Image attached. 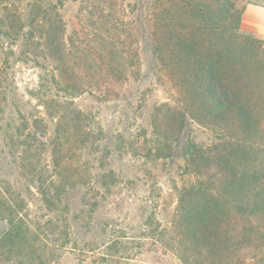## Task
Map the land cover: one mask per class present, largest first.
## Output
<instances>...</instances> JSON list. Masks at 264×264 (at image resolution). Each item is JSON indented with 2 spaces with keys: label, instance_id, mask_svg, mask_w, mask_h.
Wrapping results in <instances>:
<instances>
[{
  "label": "rangeland",
  "instance_id": "1",
  "mask_svg": "<svg viewBox=\"0 0 264 264\" xmlns=\"http://www.w3.org/2000/svg\"><path fill=\"white\" fill-rule=\"evenodd\" d=\"M236 1L264 47V0ZM152 2L0 0V232L7 201L31 229L0 264H188L171 223L179 145L207 130L187 118L171 143L181 103L153 54Z\"/></svg>",
  "mask_w": 264,
  "mask_h": 264
},
{
  "label": "trees",
  "instance_id": "2",
  "mask_svg": "<svg viewBox=\"0 0 264 264\" xmlns=\"http://www.w3.org/2000/svg\"><path fill=\"white\" fill-rule=\"evenodd\" d=\"M245 9L236 0L152 2L153 54L181 103L171 143L178 147L187 118L207 130L205 139L188 137L179 145L188 183L178 191L171 223L189 248L188 264H261L264 106L254 91L264 97V47L242 31ZM64 90L77 95L73 86ZM40 192L49 207L59 196L49 187ZM7 202L0 249L13 251L29 240L31 229ZM247 252L257 262L247 261Z\"/></svg>",
  "mask_w": 264,
  "mask_h": 264
}]
</instances>
